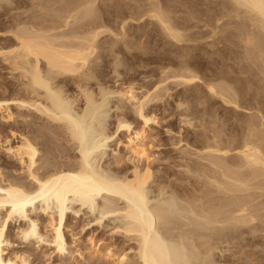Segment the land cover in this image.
<instances>
[{"label":"bare ground","instance_id":"obj_1","mask_svg":"<svg viewBox=\"0 0 264 264\" xmlns=\"http://www.w3.org/2000/svg\"><path fill=\"white\" fill-rule=\"evenodd\" d=\"M3 1L12 0H0V6ZM31 1L41 12H33L28 18L17 14L12 16L7 31L13 44L8 49L0 50V55L17 72L21 86L31 95L25 98L0 99V264H26L30 260L27 253L29 251L12 254L8 252L11 241L7 234L13 221L27 219L25 226L18 227L16 234L20 239L46 243L54 247L56 252L64 253L68 245L65 233V229H68V211L74 203H79L81 207H87L93 212L98 210L100 216L95 220L99 223L109 214L122 216L121 223L115 227L117 231L121 229L131 235L136 245L132 247L133 254L123 253L117 258L111 247L106 249L105 257L113 258L119 264H128L130 259H134L137 264H213L216 259L212 253L216 244L211 241L216 236L221 241L226 230L236 233L244 228L255 235L256 232L264 233V114L259 115L260 112L255 110L258 114L248 115L244 125L240 126L242 130L237 145H234L237 140L235 134L224 138L225 136L215 132L212 141L207 139L199 152L201 162L196 167L192 166L188 174L190 176L186 175L187 185H175L176 181L174 184L172 181L161 182L156 185V196L150 199L148 184L155 173L150 165L141 167L140 162L145 160L149 164L151 161L145 142L146 127L149 128L156 122V116L148 114L145 106L150 101L162 99V91L168 89L164 82L169 78L191 83L198 79L195 75L197 73L188 70V63L180 60L181 68L177 66L181 72L166 74L163 68L162 72L166 76L162 73L160 77V74L161 79H156L158 81L152 83L151 88H145L147 90L144 89L141 95L134 92L133 86L112 89L98 81L99 64L96 61L101 58V49L108 50L109 53L114 51L115 46L114 43H108V47H103L99 42L103 33L106 35L105 33L111 32L109 26H104L105 22L104 25L101 23L104 27L100 25L101 2ZM230 1L236 5L233 4L236 11L245 14L259 30L258 34L243 33L244 28L237 27L240 29L239 42L244 43L245 51L251 55L249 58L254 59L257 66H260L261 73H264V0ZM14 2L17 6L24 3L23 0ZM148 4L151 6L150 13L147 12L148 15L151 14L149 18L152 16L156 19L159 24L157 26H160L167 38L184 43L192 39L175 23L177 17L172 16L175 13L173 6L169 7L172 9L170 11L159 0ZM175 7L179 10V6ZM142 8L140 7L145 11L146 8ZM234 8H231L232 11ZM112 32L110 35L113 37L121 36ZM167 69L169 68L165 70ZM207 88L212 94L227 98V102H233L235 107L239 106L236 95L229 100L232 93H237V90L234 93V86L232 88L228 83H211ZM112 94L118 95L116 107L120 111L125 108V102H130L136 116L143 122V128H133V124L122 116V112L117 115L115 131L110 132L101 126V115ZM226 95L229 97H225ZM253 101L255 102L254 99ZM12 105L22 111L24 108L31 110L32 118L42 119L43 122L47 120V123L38 126L34 119L31 118L30 121L29 117L20 112L17 114L20 117L17 118L31 127L24 129L28 127L21 125L19 121L14 122L16 113L12 110ZM42 127L60 130L59 134L65 135L73 146L71 148L75 149L76 160L69 163H65L67 160L55 161L49 147L41 153L39 147L42 142L36 140L46 134ZM123 130L128 132L125 142L127 159L134 163L131 173L102 170L97 163L92 162L93 154L105 141L119 136ZM51 143L54 142L50 141L49 144ZM183 180L185 181L184 178ZM36 209L43 211L48 218V230L43 233L39 219L29 214ZM89 243L90 253L95 256L99 253V248L92 238H89Z\"/></svg>","mask_w":264,"mask_h":264},{"label":"rangeland","instance_id":"obj_2","mask_svg":"<svg viewBox=\"0 0 264 264\" xmlns=\"http://www.w3.org/2000/svg\"><path fill=\"white\" fill-rule=\"evenodd\" d=\"M12 1H3L0 6V50L8 49V46L10 47L13 44L7 31L10 28L12 16L17 14L20 17L28 18L33 12H41V9L35 4L33 5L31 0H23L24 3L19 6L14 2L16 0ZM127 1L129 2L125 0L122 2L121 0H98V3L101 2L98 5L102 11H100V14L102 13L100 25L101 23L104 25L105 22L104 26L107 25L106 28L109 26L108 29L111 32L113 31L112 33L121 35L119 37L115 36V38L112 34L110 35L111 32L102 29L107 33H105L106 35L103 33V36H100V45L108 47L111 43H114L116 47L114 46V53H107L108 50L101 49V58L96 61L99 64L97 72L100 80L98 81L107 84L112 89L133 86L134 92L141 95L142 92L147 90L145 88L149 89L150 86L152 87V83L155 84L158 81L156 79H161L160 77L163 74L181 72V69L179 70V67L181 68L180 60L186 61L188 70H192L194 74L197 73L195 75L198 77L191 83L178 82L169 78L164 82V86L168 89L162 91L164 93L162 99L150 101L145 106L148 114L156 116V122L151 124L149 128L146 127L147 137L145 142L147 143L149 154H151V161L149 164L144 162L145 160L140 162L141 167L150 165L149 167L155 173L148 184L149 197L152 199L157 194L156 185L161 182L172 181L171 183L174 184L176 181L175 185H187L186 175L190 176L188 175L190 174L189 170L201 162L199 152L203 149L207 139L212 141L211 139H213L215 132L221 134L222 137L225 136L224 138L235 134L234 136L237 137V140L234 145H237L241 136V127L244 125L248 115L258 114L259 112V115L264 114V73H261L260 66H257L258 63L254 59L249 58L251 55L249 56L247 51H245L244 43L239 42L240 38H238L242 28H244L242 29L243 33L257 32L258 34L259 30H257L258 28L251 20H248L249 18L245 14L236 11V5L230 0H171V2L170 0H159V3L165 9L167 7V9L172 11L174 8L173 11L175 13H171L174 18L175 16L177 17L175 18V23L178 24L179 29L184 30L183 32L192 38L188 42L185 41V43L177 42L170 37L167 38V35L165 36L160 30V26H157L159 24L155 21L156 19L152 16V19L149 18L151 14H147V12L150 13L151 9L148 3L157 2V0H148L150 2L147 0ZM176 1L180 2L181 5H178ZM124 3H126V6ZM146 4H148L147 7H144ZM171 6H173L172 9H170ZM175 6H179L180 11ZM125 7H127V10H125ZM140 7H143L142 9L146 8L145 11H142ZM231 8H234L235 13H233L234 11ZM28 9L29 12H27ZM184 12L187 14V18H184L186 17ZM236 12L238 13L236 14ZM242 17L246 18L242 19ZM179 18L181 19L177 20ZM103 25L101 26L104 27ZM237 27L240 29H237ZM141 41L142 43H140ZM108 43L110 44L108 45ZM127 46H130V48ZM133 46L138 47L134 48ZM140 49L142 50L140 51ZM180 55L185 59H181ZM163 68L169 69H167L168 71L164 69V71ZM170 69L173 71H170ZM16 74L17 72L12 70L11 65L6 62L4 56L0 55V99L31 96L21 86V81L17 79L18 75ZM95 82H93L94 85ZM211 83L215 85L222 83L226 85L228 83L232 88L234 86V93L236 90L237 93H232L229 100L234 99L235 96L233 95H236L235 99H237L236 101L240 107H235L236 105L233 102H227V98L223 99L220 95L212 94L207 88L208 84ZM238 88L241 90H238ZM225 97H229V95ZM117 98V94L110 95L108 104L101 115V126L109 129L110 132L115 131L117 115L122 114L126 120L133 124V128H143V122L136 116L137 114L131 107L130 102H125V108L120 111L116 107ZM12 107V110L16 113V115L14 114V118L16 117L14 122L19 121L21 125L24 124L17 118L20 117V114L26 115V117H29L28 120L31 121L33 117H31V110L24 108V111H22L16 105H12ZM120 112L122 113L120 114ZM18 113L20 114L17 116ZM33 119L38 126L47 123V120L43 122L42 119H35V117ZM25 124L23 126L28 128H22L28 130L30 126ZM41 129H43L44 134L46 133L43 138L42 136L40 138L45 139L46 144L43 140L38 139L39 137L36 140L37 142H42V146H38L41 153L43 150L44 153L49 147L48 149L52 150L54 154L55 161H57L56 159H59L58 161L60 162L67 160L65 163H69L71 160H76L77 156L74 157L77 155L74 152L75 149L71 148L73 146H71L72 144L65 135L59 134L58 131L60 130L45 127ZM48 130L50 132L52 130V134ZM121 132L119 136L105 141L104 145L93 154L92 162L97 163L102 170L110 171L111 173L118 171L131 173L134 163L127 159L128 151L125 147L128 132L125 130ZM50 141L54 143L49 144ZM0 152L2 154V150ZM197 157L199 158L197 159ZM116 163L118 164L116 165ZM186 166L187 168H185ZM167 195L169 196L170 193ZM71 206L72 208L69 209L67 217L68 229H65L68 245L64 253L56 252L54 247L46 243L20 239L16 233L19 225L25 226L27 220L25 219L24 221L11 222L7 234L11 241L8 249L9 254L17 251H29L27 253L30 255V260L26 264H119L112 260L113 258L105 257L108 247H111L115 252V258L123 253L133 254L136 242H134V239L132 240L131 235H127L121 229L117 231L115 227L121 223L122 216L120 214H109L103 217L101 223H99L95 220L96 217L100 216L98 210L93 212L87 207H81L79 203H74ZM29 214L39 219L42 233L48 230V225H46L48 218L43 211L36 209ZM240 230L236 233L233 231L229 232L231 230L226 232V230L222 235L223 238L221 236V241H219L220 238L218 236L212 239L211 242L216 244L214 245L215 249H213L214 253H212L214 255L213 258L216 259L214 261V263L216 262L215 264H264V233L260 232L259 234V232H256L255 235V233L249 232L245 228ZM89 238H92L99 248V253L95 254V256L91 255ZM129 261L128 264H137L134 259Z\"/></svg>","mask_w":264,"mask_h":264}]
</instances>
